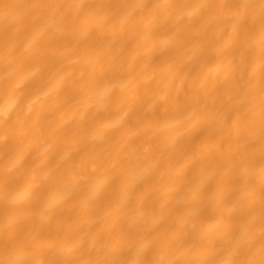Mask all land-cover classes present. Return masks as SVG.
Here are the masks:
<instances>
[{"label":"bare ground","instance_id":"1","mask_svg":"<svg viewBox=\"0 0 264 264\" xmlns=\"http://www.w3.org/2000/svg\"><path fill=\"white\" fill-rule=\"evenodd\" d=\"M0 264H264V0H0Z\"/></svg>","mask_w":264,"mask_h":264}]
</instances>
